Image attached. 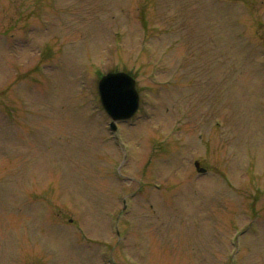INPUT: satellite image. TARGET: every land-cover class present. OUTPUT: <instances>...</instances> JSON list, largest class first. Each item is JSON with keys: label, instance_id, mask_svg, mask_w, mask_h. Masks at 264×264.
<instances>
[{"label": "rangeland", "instance_id": "rangeland-1", "mask_svg": "<svg viewBox=\"0 0 264 264\" xmlns=\"http://www.w3.org/2000/svg\"><path fill=\"white\" fill-rule=\"evenodd\" d=\"M4 1L0 264H264V0ZM113 68L144 103L123 144Z\"/></svg>", "mask_w": 264, "mask_h": 264}, {"label": "water", "instance_id": "water-1", "mask_svg": "<svg viewBox=\"0 0 264 264\" xmlns=\"http://www.w3.org/2000/svg\"><path fill=\"white\" fill-rule=\"evenodd\" d=\"M114 83L121 86V92L115 86L111 87ZM100 89L104 106L114 118L118 115H130L133 112L132 109L130 111L125 109V95L130 96V92L134 95L133 81L130 78L124 74L107 75L100 83Z\"/></svg>", "mask_w": 264, "mask_h": 264}]
</instances>
